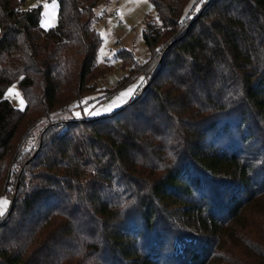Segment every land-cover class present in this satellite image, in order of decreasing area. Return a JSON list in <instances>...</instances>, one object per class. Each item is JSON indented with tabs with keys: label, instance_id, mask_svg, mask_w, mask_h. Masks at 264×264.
Wrapping results in <instances>:
<instances>
[{
	"label": "trees",
	"instance_id": "1",
	"mask_svg": "<svg viewBox=\"0 0 264 264\" xmlns=\"http://www.w3.org/2000/svg\"><path fill=\"white\" fill-rule=\"evenodd\" d=\"M58 1L45 30L42 6L0 0V196L18 177L0 264H264L248 221L264 210V0H202L188 16L192 0H152L150 59L119 52L131 78L146 75L137 95L42 130L110 70L97 62L100 0ZM14 84L24 109L6 97ZM178 233L196 242L170 258Z\"/></svg>",
	"mask_w": 264,
	"mask_h": 264
},
{
	"label": "rangeland",
	"instance_id": "2",
	"mask_svg": "<svg viewBox=\"0 0 264 264\" xmlns=\"http://www.w3.org/2000/svg\"><path fill=\"white\" fill-rule=\"evenodd\" d=\"M201 1L202 0H192L187 7L185 15L188 16L193 8L200 10ZM40 6H42L43 10L41 27L45 30L55 27L59 19V1L25 0V9L37 8ZM95 12L96 21L94 26L102 37V44L97 52V62L101 67L109 66L110 70L105 78L99 83L101 89L100 93L91 97H86V100L92 101L90 109H86L84 112L80 109L75 110L74 114L78 119L83 117L95 118L113 114L125 107L129 101L137 95L146 82V75L144 73H138L131 78L130 75L133 67L125 64V60L119 55V52L121 50L128 51L133 55L138 64L146 63L151 56V51L144 39L146 23L149 20L151 23L159 24L152 0H100L95 8ZM127 79H129V81L121 86V84ZM16 88V84L12 85L8 90V94L11 96L13 104L20 105L22 103L19 99V95L15 98L13 96V92L15 94V91L21 95L20 91L17 90L18 88ZM129 88L133 89V92L127 97H121L120 94ZM107 91H113L112 95L108 98L105 96ZM117 97H120V99L118 100ZM109 106H111L112 110L105 111ZM44 125L43 121L42 130L44 129ZM39 129L36 130L33 137L27 142L26 149L29 153L36 150L38 141L37 137L40 132ZM20 166L19 163L12 165L15 175L20 170ZM17 178V175L11 178V195H14L15 184L18 180ZM11 195L0 196V198H6V200L10 202L5 205V213L0 216V219L7 214L11 207ZM262 209H264V205ZM182 220L187 221L186 218ZM248 221L251 222L252 225L249 228V231L253 229V231L251 230L249 238L256 239V237L261 234L257 229L264 232V210L258 214L252 215ZM256 225H258L257 228ZM178 234L179 236L174 237L173 242L168 249V256L170 258H183L181 255L184 254L186 243L189 244L191 242H196V239L192 240L191 238L189 239L186 237H183V240H181L182 238L180 236L182 235L181 233ZM223 259H226V257H223Z\"/></svg>",
	"mask_w": 264,
	"mask_h": 264
},
{
	"label": "built area",
	"instance_id": "3",
	"mask_svg": "<svg viewBox=\"0 0 264 264\" xmlns=\"http://www.w3.org/2000/svg\"><path fill=\"white\" fill-rule=\"evenodd\" d=\"M91 105L92 101L86 100V98L76 99L73 101L72 105L68 106L64 111L53 115L49 119H46L44 121V126L46 127L49 122L64 123L70 120L78 119L74 114L75 110L80 109L84 111L86 109H90Z\"/></svg>",
	"mask_w": 264,
	"mask_h": 264
},
{
	"label": "snow or ice",
	"instance_id": "4",
	"mask_svg": "<svg viewBox=\"0 0 264 264\" xmlns=\"http://www.w3.org/2000/svg\"><path fill=\"white\" fill-rule=\"evenodd\" d=\"M133 92V89L129 88L128 90H126L125 92L121 93L120 96L121 97H127L129 96L131 93ZM117 99L119 100L120 97H117ZM111 106H109L108 108L105 109V111H111ZM10 202H8L6 200V198H0V216L4 215L5 213V205L8 204Z\"/></svg>",
	"mask_w": 264,
	"mask_h": 264
},
{
	"label": "crops",
	"instance_id": "5",
	"mask_svg": "<svg viewBox=\"0 0 264 264\" xmlns=\"http://www.w3.org/2000/svg\"><path fill=\"white\" fill-rule=\"evenodd\" d=\"M16 86H17V85H16ZM17 88H18V86H17ZM17 88H16V89H17ZM8 90H9V89H8ZM8 90H7V93H6V97L9 98V99L11 100V102H12V98H11V96L8 94ZM17 90H19V89H17ZM18 95H19V99H20V101H21L22 104H20V105H18V104H13V105H14L15 107H17V108L24 109L26 104H25V101H24L22 95H20L19 93H17V91H15V94H14V92H13V96H14V98L17 97Z\"/></svg>",
	"mask_w": 264,
	"mask_h": 264
}]
</instances>
